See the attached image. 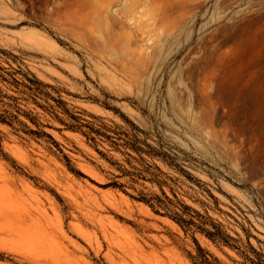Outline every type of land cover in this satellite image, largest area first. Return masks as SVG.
Listing matches in <instances>:
<instances>
[{
    "label": "rangeland",
    "instance_id": "rangeland-1",
    "mask_svg": "<svg viewBox=\"0 0 264 264\" xmlns=\"http://www.w3.org/2000/svg\"><path fill=\"white\" fill-rule=\"evenodd\" d=\"M0 110V264H264V0H0Z\"/></svg>",
    "mask_w": 264,
    "mask_h": 264
},
{
    "label": "trees",
    "instance_id": "trees-1",
    "mask_svg": "<svg viewBox=\"0 0 264 264\" xmlns=\"http://www.w3.org/2000/svg\"><path fill=\"white\" fill-rule=\"evenodd\" d=\"M15 84H19L17 81H15ZM32 83L35 85H40L37 81H32ZM15 100V99H14ZM10 106V105H9ZM21 110H19L20 112ZM26 116H28L26 114ZM14 121L18 122L19 124H22L20 121H18V117L16 115H12L6 110H0V122L4 124L11 125ZM75 128V127H70ZM99 135H102L99 131H95ZM42 136L49 137L45 133H41ZM105 136L107 139L110 140L108 136L105 134L102 135ZM94 140V139H93ZM157 182L158 185H162L160 181H154ZM117 186L116 184H114ZM164 199H161L160 197L156 196L152 199H146V197H140L138 200L145 202L147 205H149L153 210H155L157 213H161L163 216L169 217L171 220L176 222L185 232L193 231V228H196V230H199L202 234H204L207 238H209L213 242H223L226 245H229V239L230 237L225 236V234L220 229V225L217 224H211L212 230L205 228L206 224L205 222H202V216L196 212L195 215H191L189 212L192 211L191 208L181 204V203H175L173 202L169 197L166 196V194L163 192ZM158 208V209H157ZM163 212H161V210ZM196 220L200 221V224L196 222ZM199 254L196 257H191L194 261V264H219L217 260L211 261L208 254L204 252L199 247ZM247 260L250 261L251 264H262V262H256L253 259L247 257Z\"/></svg>",
    "mask_w": 264,
    "mask_h": 264
},
{
    "label": "bare ground",
    "instance_id": "bare-ground-1",
    "mask_svg": "<svg viewBox=\"0 0 264 264\" xmlns=\"http://www.w3.org/2000/svg\"><path fill=\"white\" fill-rule=\"evenodd\" d=\"M146 208H148V207H146Z\"/></svg>",
    "mask_w": 264,
    "mask_h": 264
}]
</instances>
